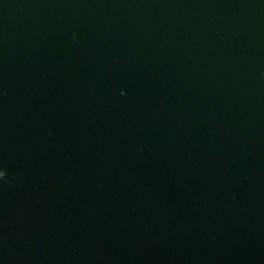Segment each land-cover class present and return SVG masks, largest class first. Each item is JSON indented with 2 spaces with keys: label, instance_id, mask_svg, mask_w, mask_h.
<instances>
[{
  "label": "water",
  "instance_id": "water-1",
  "mask_svg": "<svg viewBox=\"0 0 264 264\" xmlns=\"http://www.w3.org/2000/svg\"><path fill=\"white\" fill-rule=\"evenodd\" d=\"M0 264H264V0H0Z\"/></svg>",
  "mask_w": 264,
  "mask_h": 264
},
{
  "label": "clouds",
  "instance_id": "clouds-1",
  "mask_svg": "<svg viewBox=\"0 0 264 264\" xmlns=\"http://www.w3.org/2000/svg\"><path fill=\"white\" fill-rule=\"evenodd\" d=\"M7 174V169L3 166H0V178H4Z\"/></svg>",
  "mask_w": 264,
  "mask_h": 264
}]
</instances>
